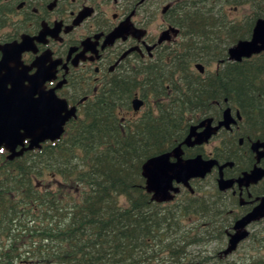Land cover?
<instances>
[{
	"label": "trees",
	"instance_id": "obj_1",
	"mask_svg": "<svg viewBox=\"0 0 264 264\" xmlns=\"http://www.w3.org/2000/svg\"><path fill=\"white\" fill-rule=\"evenodd\" d=\"M185 5L186 28L199 47L196 57L189 47L190 59L204 60L212 51L227 60L228 47L249 39L264 16V0ZM243 7L249 8L245 19H229L227 9ZM219 40L223 49L214 50ZM130 89L129 82L115 94V115L112 102L103 101L88 123L73 120L55 144L0 162V240L7 238L0 264H264V238L234 258L211 249L223 240L226 224L222 212L221 219L211 218L207 196L187 192L160 203L142 175L148 159L172 151L192 122L212 114L214 102L223 101L216 95H229L231 106L264 135V52L200 74L182 101L164 102L133 121L118 113L130 103ZM46 177L49 184H39Z\"/></svg>",
	"mask_w": 264,
	"mask_h": 264
},
{
	"label": "flooded vegetation",
	"instance_id": "obj_2",
	"mask_svg": "<svg viewBox=\"0 0 264 264\" xmlns=\"http://www.w3.org/2000/svg\"><path fill=\"white\" fill-rule=\"evenodd\" d=\"M185 8V0H0V59L3 45H18L20 57L10 65L16 67L23 79L21 89L31 88L28 94L38 98L39 91L36 92L31 79L43 74L42 89L64 101L63 107L68 111L76 109L66 122L65 131L73 120L88 123L101 110L103 101L112 102L115 115V94L126 90L129 82L130 103L119 106L118 113L123 120L133 121L149 111H159L164 102L182 101L189 82H197L200 74L215 72L229 61L231 46L227 60L215 57L212 51L209 56L204 55V60L190 59L189 47L195 49L194 57L199 47L186 28L191 21L186 20ZM243 8L227 9L229 19H245L247 13L236 15ZM213 49H223L220 40ZM198 64L204 66L203 71ZM35 87H39L37 83ZM216 97L223 101L216 100L212 114L192 122L177 146L182 144L183 159L201 154L217 164L206 177L190 179L191 188L174 180L173 185L180 190L169 202L181 199L187 192L207 196L213 202L209 204L211 218L213 215L214 219H221L222 212L221 221L226 224L223 240L210 244L221 258L236 231L237 221L263 201L264 146H256L257 142H264V135L253 118L248 119L240 109L231 106L229 95ZM136 98L143 101L138 110L133 104ZM227 108L235 120L229 128L220 127L202 144H183L192 125L213 118L212 125L218 126ZM186 111L193 115V111ZM29 144V139H25L18 145L16 151L23 152L14 158L10 157L11 151L2 147L0 162H14L32 154L36 149H26ZM221 178L224 187L219 182ZM149 194L152 199L153 193ZM246 228L249 237L230 256H240V251L247 249L254 239L260 242L264 238V217ZM0 241L4 249L6 236Z\"/></svg>",
	"mask_w": 264,
	"mask_h": 264
},
{
	"label": "water",
	"instance_id": "obj_3",
	"mask_svg": "<svg viewBox=\"0 0 264 264\" xmlns=\"http://www.w3.org/2000/svg\"><path fill=\"white\" fill-rule=\"evenodd\" d=\"M3 53L0 59V149L5 147L11 151V158L21 154L17 152V146L22 145L25 139H29L28 150L40 149L47 141L60 139L65 132L66 122L75 115L76 109L68 111L63 107L61 101L53 93L42 89L43 74L31 79V83L39 97L34 98L31 88L21 89L23 79L16 72V67L10 65L20 57L21 50L18 45L10 43L3 45ZM264 51V17L257 20L250 39L240 40L229 48V60L240 62L244 58H250ZM197 67L203 71L204 66ZM11 87H7V84ZM36 83L39 87H35ZM8 88V89H6ZM33 88V87H32ZM35 92V93H36ZM143 101L136 98L133 100L134 108L138 110ZM66 112L65 115L63 113ZM213 118L203 119L198 125H192L189 135L183 144L194 145L207 142L220 127H230L235 122L231 115V109L224 111V118L218 126L212 125ZM203 130L198 131L199 128ZM193 137L195 139L193 140ZM264 146V142H257L256 148ZM182 144L178 145L172 152L162 153L148 159L142 167V175L146 179V190L153 193V199L166 202L174 199V193L179 192V187L173 185L174 180L190 187V179L204 178L211 172L217 161L205 159L201 154L183 159ZM174 156L176 159L171 160ZM146 166V168H145ZM264 174V171H263ZM256 175V174H255ZM261 176V175H260ZM224 179H219L221 185ZM221 187H224L223 185ZM264 217V198L254 211L237 221L235 233L230 236L229 245L223 252L225 256L235 251L239 243L249 236L246 226L253 221ZM184 264H192L190 262Z\"/></svg>",
	"mask_w": 264,
	"mask_h": 264
},
{
	"label": "rangeland",
	"instance_id": "obj_4",
	"mask_svg": "<svg viewBox=\"0 0 264 264\" xmlns=\"http://www.w3.org/2000/svg\"><path fill=\"white\" fill-rule=\"evenodd\" d=\"M248 11H249V8H248V7H245V8H243V10H239V12H237L236 15H237V16H241V15L243 16L245 13H248ZM42 181L45 182V184L47 185V184H49V182H50V178L46 177V179L41 180V181L39 182V184H40ZM244 252H246V248H245L244 250H241V251H240V253H244ZM237 255H238V254H237ZM237 255H234L233 258L236 257Z\"/></svg>",
	"mask_w": 264,
	"mask_h": 264
},
{
	"label": "snow or ice",
	"instance_id": "obj_5",
	"mask_svg": "<svg viewBox=\"0 0 264 264\" xmlns=\"http://www.w3.org/2000/svg\"><path fill=\"white\" fill-rule=\"evenodd\" d=\"M0 151H2V149H0Z\"/></svg>",
	"mask_w": 264,
	"mask_h": 264
},
{
	"label": "bare ground",
	"instance_id": "obj_6",
	"mask_svg": "<svg viewBox=\"0 0 264 264\" xmlns=\"http://www.w3.org/2000/svg\"><path fill=\"white\" fill-rule=\"evenodd\" d=\"M145 168H146V166H145Z\"/></svg>",
	"mask_w": 264,
	"mask_h": 264
}]
</instances>
